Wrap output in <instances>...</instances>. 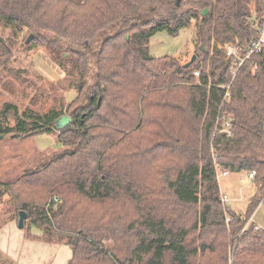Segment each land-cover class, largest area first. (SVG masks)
Masks as SVG:
<instances>
[{
  "label": "trees",
  "instance_id": "16d2710c",
  "mask_svg": "<svg viewBox=\"0 0 264 264\" xmlns=\"http://www.w3.org/2000/svg\"><path fill=\"white\" fill-rule=\"evenodd\" d=\"M193 23L189 69L150 54L153 36ZM263 24L264 0H0V28L13 31L0 37V69L16 34L34 35L23 47L56 49L70 106L80 102L61 131L62 108L3 105L14 124L0 125V144L55 134L63 151L2 193L46 242H65L67 264H264V229L251 222L264 206V51L234 72L218 49H247ZM227 118L231 135L217 126ZM217 168L255 173L245 214L223 205Z\"/></svg>",
  "mask_w": 264,
  "mask_h": 264
},
{
  "label": "rangeland",
  "instance_id": "374dc122",
  "mask_svg": "<svg viewBox=\"0 0 264 264\" xmlns=\"http://www.w3.org/2000/svg\"><path fill=\"white\" fill-rule=\"evenodd\" d=\"M195 33L194 23L176 37L158 33L150 40V54L154 57H176L182 64H186L198 53ZM11 35V29L0 28V37L10 41ZM29 36L24 38L16 34L14 56L6 67L0 69V110L9 102L17 105L20 112L26 107L43 114L51 109L62 108L64 115H69L80 102L70 106L77 93L68 89L67 73L53 59L52 52L56 49L42 46L26 49L23 46ZM64 56L68 57L67 54ZM13 124V119L0 116V125ZM62 151L63 146L55 134H39L22 141L6 138L0 144V189L3 190L5 183L14 181ZM218 182L221 196L228 198L227 206L239 214H245L257 191L249 173H230L229 176L220 174ZM251 222L264 229L263 205L259 206ZM18 223L19 212L17 214L14 209L12 197L3 192L0 196V264L68 263L72 252L64 241L48 243L40 236V231L30 228L29 220L25 221L23 229Z\"/></svg>",
  "mask_w": 264,
  "mask_h": 264
},
{
  "label": "built area",
  "instance_id": "2783aa9c",
  "mask_svg": "<svg viewBox=\"0 0 264 264\" xmlns=\"http://www.w3.org/2000/svg\"><path fill=\"white\" fill-rule=\"evenodd\" d=\"M218 49L223 53L224 59L226 61H232L233 65L235 66L234 72L236 69L241 67L247 59H249L252 55L260 54L264 51V24L261 25L258 29V39L254 40L250 43L247 49H244L239 44H226V45H219ZM196 78L200 77V72L197 71L194 73ZM226 89L224 101H228L231 98L230 93V86L223 87ZM221 124V132L226 133L227 135H231L232 133V121L230 118L226 120L218 119L217 126ZM222 174L223 176H229L230 172L222 169L217 168V177ZM255 177V173L249 175V178L253 179ZM57 201V199H55ZM222 203L224 206L228 204V198L226 196L222 197Z\"/></svg>",
  "mask_w": 264,
  "mask_h": 264
},
{
  "label": "water",
  "instance_id": "95a60500",
  "mask_svg": "<svg viewBox=\"0 0 264 264\" xmlns=\"http://www.w3.org/2000/svg\"><path fill=\"white\" fill-rule=\"evenodd\" d=\"M180 4H181V0H178V7H180ZM207 13H208V10H205L202 15L205 16ZM33 40H34V35L29 36V38L26 41V44H30ZM196 59H197V56L194 55L191 58L190 62L184 64V68L189 69L191 66L194 65V63L196 62ZM71 122H72L71 117L68 115H64L55 122L56 129L58 131H61L64 128L68 127L71 124ZM1 195H2V190L0 189V196ZM27 218H28V214L26 211L19 212V223L18 224L21 229L25 227V221L27 220Z\"/></svg>",
  "mask_w": 264,
  "mask_h": 264
},
{
  "label": "crops",
  "instance_id": "0c3cea01",
  "mask_svg": "<svg viewBox=\"0 0 264 264\" xmlns=\"http://www.w3.org/2000/svg\"><path fill=\"white\" fill-rule=\"evenodd\" d=\"M71 257V256H70ZM70 259V258H69ZM69 261V260H68Z\"/></svg>",
  "mask_w": 264,
  "mask_h": 264
}]
</instances>
